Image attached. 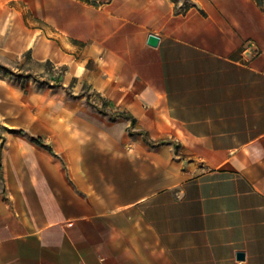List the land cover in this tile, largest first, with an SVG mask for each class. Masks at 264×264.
<instances>
[{
	"label": "crops",
	"instance_id": "1",
	"mask_svg": "<svg viewBox=\"0 0 264 264\" xmlns=\"http://www.w3.org/2000/svg\"><path fill=\"white\" fill-rule=\"evenodd\" d=\"M17 1L0 0V264H264L260 2L39 0L33 27Z\"/></svg>",
	"mask_w": 264,
	"mask_h": 264
},
{
	"label": "rangeland",
	"instance_id": "2",
	"mask_svg": "<svg viewBox=\"0 0 264 264\" xmlns=\"http://www.w3.org/2000/svg\"><path fill=\"white\" fill-rule=\"evenodd\" d=\"M82 1H89V2L93 1V3H97L95 0H82ZM258 1L260 2V5L264 8V0H258ZM38 2H39V0H27V1L18 0L17 1V6L19 8L22 7V8H25V10L27 9L26 10L27 11L26 19H28V24L30 26H33V27L40 26V25H42V23H44V21L37 15V6L39 4ZM63 2H64V0H62V3ZM45 23H46V21H45ZM262 35H263V33H262ZM79 46L80 47H78V49L81 50L82 46L81 45H79ZM14 67H15V65L13 66V68ZM30 68H31V66H30ZM13 72H14L15 75H21V74L28 75V74H31V75H33V78H35V76L39 77L38 83H40L41 85H44V83H45L41 79V76L34 75L32 72H26V70H24V69L23 70L20 69V68H18L16 70L13 69ZM63 73H64V70L61 69V72H58L55 75V79H53V80H57V76L60 75V74H63ZM66 90H67V92H70L69 91L70 89L67 88ZM83 94H85V96H86L85 98H83L81 100L83 103H86V104H89V105L98 104V105H101L100 107H102V109L106 108L104 102L103 101H99V99L97 97H94L93 95L92 96L89 95L90 97H87L88 91L86 89L84 90ZM51 98H52L51 96L47 97V99H51ZM71 98H72L71 101H75L76 100L77 102L80 101V99H81L80 97H78L75 94H71ZM66 102H68V101H66Z\"/></svg>",
	"mask_w": 264,
	"mask_h": 264
},
{
	"label": "water",
	"instance_id": "3",
	"mask_svg": "<svg viewBox=\"0 0 264 264\" xmlns=\"http://www.w3.org/2000/svg\"><path fill=\"white\" fill-rule=\"evenodd\" d=\"M159 41H160V39L156 35H150V37L148 39L149 45L154 46V47H156L158 45ZM239 257L242 258L243 255L239 254Z\"/></svg>",
	"mask_w": 264,
	"mask_h": 264
},
{
	"label": "trees",
	"instance_id": "4",
	"mask_svg": "<svg viewBox=\"0 0 264 264\" xmlns=\"http://www.w3.org/2000/svg\"><path fill=\"white\" fill-rule=\"evenodd\" d=\"M36 79H37V77H35ZM58 85H60V84H58ZM103 112V111H102ZM125 114H120V116H124ZM112 119H114V117H112ZM145 135H146V133H145Z\"/></svg>",
	"mask_w": 264,
	"mask_h": 264
}]
</instances>
